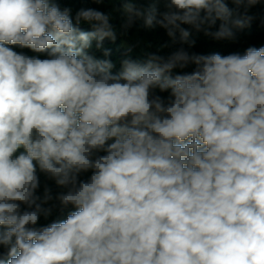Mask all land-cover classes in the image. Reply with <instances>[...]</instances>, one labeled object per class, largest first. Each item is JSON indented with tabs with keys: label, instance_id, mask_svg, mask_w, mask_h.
<instances>
[{
	"label": "clouds",
	"instance_id": "obj_1",
	"mask_svg": "<svg viewBox=\"0 0 264 264\" xmlns=\"http://www.w3.org/2000/svg\"><path fill=\"white\" fill-rule=\"evenodd\" d=\"M107 3L0 0V264H264V46L190 51L264 0ZM115 12L173 50L113 72Z\"/></svg>",
	"mask_w": 264,
	"mask_h": 264
},
{
	"label": "trees",
	"instance_id": "obj_2",
	"mask_svg": "<svg viewBox=\"0 0 264 264\" xmlns=\"http://www.w3.org/2000/svg\"><path fill=\"white\" fill-rule=\"evenodd\" d=\"M59 2L61 7H72L73 14L75 10L82 6L98 8L99 10L105 12L110 11L112 8V5L108 4L107 0L103 5L93 3L85 5L80 3V0H59ZM116 7H119L118 3L116 4ZM252 12L256 13L258 18L251 23L250 27L242 30H234L236 32V40L216 41L211 37L204 36L203 33H193L191 39L195 40V45L190 49V51L200 54L220 53L221 55H228L230 53H240L242 55L249 46H255L257 48L264 46V23H261V20L264 19V4L253 8ZM112 22L117 28V39L115 42L107 39L103 42V47L110 50V55L105 57L102 50H96L95 42H93V48L90 51L91 54H94L97 58L111 60L115 65L113 72L120 70V62L124 58L144 60L147 58L149 53L167 55L173 50L171 48H162V45L169 42V37L167 36L166 31L159 26L146 28L143 26V21L138 20L126 32H123L121 30L122 19L119 12L113 13ZM218 24L219 22H217V27ZM81 27L85 30H90V26L82 25ZM11 47H13L14 50L20 51L17 46ZM23 51L30 55L32 54L28 49H24ZM190 70L191 68L187 69V71ZM160 95L166 97L168 93H160ZM87 175L88 174H84V177L82 178H86ZM40 179L41 192L45 183L52 186L54 192L58 191V189L55 188L54 183L47 181L43 174H41ZM66 215L67 212L63 215L58 212H54L48 220H45L42 217L39 224L46 225L54 220H62L66 218Z\"/></svg>",
	"mask_w": 264,
	"mask_h": 264
}]
</instances>
